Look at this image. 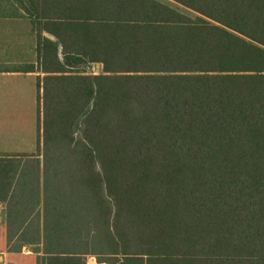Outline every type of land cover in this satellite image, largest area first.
Masks as SVG:
<instances>
[{
  "label": "trees",
  "instance_id": "1",
  "mask_svg": "<svg viewBox=\"0 0 264 264\" xmlns=\"http://www.w3.org/2000/svg\"><path fill=\"white\" fill-rule=\"evenodd\" d=\"M18 1L46 75L37 152L0 155L11 251L264 264V0H174L195 17L160 0Z\"/></svg>",
  "mask_w": 264,
  "mask_h": 264
},
{
  "label": "crops",
  "instance_id": "2",
  "mask_svg": "<svg viewBox=\"0 0 264 264\" xmlns=\"http://www.w3.org/2000/svg\"><path fill=\"white\" fill-rule=\"evenodd\" d=\"M33 55L38 63L37 36L24 6L18 0H0V155L36 153L39 147L46 73L37 65L35 71L12 66L33 62L30 61ZM9 212L11 188L7 198L0 199L1 263L37 264L38 254L27 249V245L19 252L9 248Z\"/></svg>",
  "mask_w": 264,
  "mask_h": 264
},
{
  "label": "rangeland",
  "instance_id": "3",
  "mask_svg": "<svg viewBox=\"0 0 264 264\" xmlns=\"http://www.w3.org/2000/svg\"><path fill=\"white\" fill-rule=\"evenodd\" d=\"M160 1L168 3L171 6H173L175 8H178L182 12H185L186 14H189V15H191L193 17L197 16V13L195 11H193V10H191L189 8H186L185 6L175 2L174 0H160ZM30 61H33V62H31V63L30 62L15 63V64H12V66H15V68H30V67L36 66V65L38 66V68L41 67L40 63L36 62V56L33 55L32 59ZM32 63H35V64H32ZM80 67H82L81 69L87 71V73H91V72H94L96 74L103 73V64L102 63L81 64ZM42 119H44L43 118V111H41V120ZM41 120H40V122H41ZM40 159L42 161L41 163H43L44 156L41 155ZM9 248L11 249V246ZM36 248L37 247H35V246H27V249H30L31 251L35 250ZM0 264H2L1 263V259H0ZM87 264H108V263L99 262L96 255H88Z\"/></svg>",
  "mask_w": 264,
  "mask_h": 264
}]
</instances>
